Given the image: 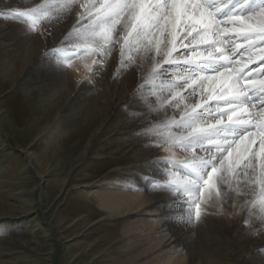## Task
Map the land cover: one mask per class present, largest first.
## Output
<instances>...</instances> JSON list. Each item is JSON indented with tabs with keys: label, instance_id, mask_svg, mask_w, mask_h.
<instances>
[{
	"label": "rangeland",
	"instance_id": "obj_1",
	"mask_svg": "<svg viewBox=\"0 0 264 264\" xmlns=\"http://www.w3.org/2000/svg\"><path fill=\"white\" fill-rule=\"evenodd\" d=\"M29 1L0 0V264H125L137 254L124 246L126 236L122 234L134 215L109 218L92 192L104 181L119 183L122 173L139 172L153 161V157H143L144 145L134 146L140 138H146L157 158H168L160 151L169 145L156 143L159 125L179 119L185 105L194 106L190 102L195 101L194 96L184 94L176 107L171 94L164 91L161 95L168 102L160 107L152 94L156 86L147 82V70L141 75L136 71L133 92L125 97L129 87L120 75H124L130 60H121L116 44L121 64L115 71L111 53L107 57L87 53L94 59L82 90L98 94L103 110L96 123L88 125L94 118L89 114L93 100L78 94L76 77L80 8L76 5L30 31L18 14L44 0ZM6 20L12 24L7 25ZM84 53L80 50L78 54ZM211 82H205L202 88ZM184 86L178 84L175 89ZM212 101L210 106H216ZM129 118L136 125L133 133L126 134ZM57 121L60 135L51 136L50 128ZM161 164L155 165L159 168ZM220 190L223 195L219 202H224V211L228 209L232 232L223 233L217 220L212 221L214 225L202 219L186 226L189 238L185 251L191 252L192 264H239L237 259L243 247L249 248L248 241L257 248L246 264H264V225L248 214L245 201L251 197L237 195L227 184H221Z\"/></svg>",
	"mask_w": 264,
	"mask_h": 264
},
{
	"label": "snow or ice",
	"instance_id": "obj_2",
	"mask_svg": "<svg viewBox=\"0 0 264 264\" xmlns=\"http://www.w3.org/2000/svg\"><path fill=\"white\" fill-rule=\"evenodd\" d=\"M76 5L83 11L78 13L81 46L75 54L82 50L107 57L119 44L122 61L126 55L130 61L132 54L151 55L149 79L159 89L152 94L160 107L168 102L164 91L179 107L184 97L173 90L180 82L191 81L193 91H203L205 82L215 85L221 77L219 87L207 89L215 113L207 103L185 105L179 119L159 125L157 144L191 153L186 159H176L175 153L163 158L159 175L151 181L153 190L168 192L169 214L176 223H199L207 215L202 203L219 200L220 185L227 184L237 195L251 197L245 201L248 213L264 224V80L241 84L228 72L241 47L236 40L245 42L248 62L253 56L264 61V52L254 51L258 43L264 44V0H44L18 15L34 30ZM171 68L183 71L172 80L161 79ZM258 74L264 75V68Z\"/></svg>",
	"mask_w": 264,
	"mask_h": 264
},
{
	"label": "bare ground",
	"instance_id": "obj_3",
	"mask_svg": "<svg viewBox=\"0 0 264 264\" xmlns=\"http://www.w3.org/2000/svg\"><path fill=\"white\" fill-rule=\"evenodd\" d=\"M31 1H29V2H31ZM84 2H86V0H79V3H84ZM33 4H34V1H33ZM31 5H28V6L31 7ZM82 11H83V9L80 8L79 12H82ZM82 23H84V22H82ZM6 24L11 25L12 22H10L9 20H6ZM20 25H22V24H20ZM20 25L18 24L19 27H21ZM39 26H40V24L37 25V27H39ZM26 27L28 28V30L33 31L30 28V26H26ZM79 27H80V25L78 26V28ZM24 29H25V27H24ZM26 36H27V34H26ZM31 38H32V36H31ZM79 40H81L80 36H79ZM235 43L241 45V47L238 49L237 53L235 54L236 57H235V55L233 56V63H232V66L228 69V72L230 73L231 70H234L236 68L242 69V70L244 69L245 75L243 77L246 76L248 80L251 79L247 84H259L262 80H264V75L258 74L260 72V70L262 68H264V61H260L255 56H253V62H251V63L248 62L249 53L246 52L243 48V45L245 42L243 40H236ZM118 47L119 46H117V47L113 46L112 51H111V56L114 60L113 63L115 64V67L113 68L114 71H115V68H118L119 65L121 64V63H119L120 55L117 56V54H116V52H117L116 49ZM32 50H33V48H32ZM34 50H35V48H34ZM254 51L256 53L264 52V44L258 43L257 47L254 49ZM139 54H137V55L133 54L134 60L128 61V66L127 67L125 66L127 68V70L124 71L125 73L123 72L124 73L123 76L120 75V77H122L121 78L122 83L124 85H126V87L127 86L129 87L128 92H126L125 97H127L130 92H133V89L135 87V79L137 77L136 71H139L138 74L141 75L142 73L146 72L147 70L151 71V69H152L153 61H152L151 55L145 57L143 55V53H139ZM31 56H33V55H31ZM93 59H94L93 54H87V53H84L81 55L77 54V70H76L77 75H76V77L78 79L77 82L80 83L79 84L80 88H78L79 86L76 87L80 90V91L78 90V94H80L81 96L87 95V96H89L88 97L89 99L93 100L89 114L91 115V118L92 117H94V118L90 119V121L88 122V125L94 124V122L96 123V120L98 119L97 117L99 115L100 116L103 115V110L101 108L100 103L98 102V94H93V93H90V91L86 92V91L82 90V85H83L82 82H84V80H86V78L89 75L88 70H89V66L91 65V62L93 61ZM157 59H159V58H157ZM24 61H26V60H24ZM245 65H246V67H245ZM76 71H74V72H76ZM177 71L181 72L180 69H176V68L169 69V74H166L164 79L165 80L174 79L175 78L174 74ZM50 72H51V70H50ZM239 72H241V71H239ZM74 74H76V73H74ZM66 75H69V74H66ZM90 79H91V77H90ZM234 79H237V77L235 75H234ZM73 81L75 82V80H73ZM149 81H150V79L148 76L147 82H149ZM220 81H221V77L217 76V82L213 86H216L215 88L219 87ZM70 83H72V82H70ZM84 83H86V82H84ZM178 84H183V83L180 82ZM211 84H212V82H211ZM209 85L210 84L204 86L203 90H205V91L204 92L201 91V93L197 89L195 91H193L194 85L190 82L188 85H185L183 88H177L174 91L180 92V94L182 96L184 94L185 95H187V94L193 95L195 101H190L193 105L207 103L208 106L211 108V110L215 113L216 106H210V104H213V101L209 99L210 93L207 91V89L209 88ZM72 90H73V88H72ZM158 90H159L158 87H156V88H154V90H152V93L157 92ZM116 92H117V90H116ZM142 93L146 94L147 92L143 91ZM114 94H115V91L113 89L112 96ZM211 95H213V93H211ZM154 96L157 99V96L156 95H154ZM123 97L120 99V102L125 99V97L124 98ZM51 100H53V99H51ZM116 102H117V100L115 101V105H117ZM160 115H162V114L160 113ZM133 121H134V119L130 120V118H129V120H126V122H127L126 127H128L129 129L125 130L124 133H126V134L133 133V131L135 129H132V127H134L136 125V123H134ZM208 122L212 123L214 121L209 120ZM101 125H103V123L100 124V126L98 127L99 130H100ZM48 128H50V127H48ZM50 129L51 130H50L49 134L51 136H53V134L58 135L59 134L58 130H61L60 124L58 123V121ZM157 135H158V133H157ZM160 140H161V138L158 135V137L156 138V141H160ZM139 141H140V143L138 142V143L134 144V146L135 145L136 146L141 145V147H142V145H144V147H145L144 151L145 152L143 153V157L145 159L153 157L154 158L153 160H155L157 158L156 151H154L155 153L152 154L153 147L151 148L149 144H146L147 143L146 138H140ZM77 145H80L79 142ZM256 147H258V145H256ZM132 148H133V146H132ZM179 151H181V154L178 153ZM160 153L164 156H167V157H171L172 154L175 153V158L176 157L177 158L182 157L183 159H186L189 155H191L189 152L184 151L182 148L176 147V146L175 147L174 146H172V147L167 146L164 148L162 147ZM185 156H187V157H185ZM137 158H138V156H137ZM160 162H163V158H161ZM147 165H148L147 167H143L142 169L140 168L141 170L139 172L138 171L136 172L134 170L133 171L127 170L126 172L122 173L120 176L119 183H113L111 181H106V182L104 181L103 183L99 184V186L97 187V189L95 191L92 192V198L96 199L101 210L105 211L109 218L112 216L118 217V216H122V215L124 216V215H129V214L134 215L132 223H130L127 226V228H124L122 234H123V236H126L124 246H126L128 249H130L129 251L131 253H137V254L132 259L129 258V260H127L125 262V264L128 262H129V264H192L193 258H192L191 252H188V250L185 251L186 250L185 243L187 242V238H189L187 235L188 232L186 231L185 225L177 224L176 221L173 219V217L169 214L170 213V209H169L170 201L167 199L168 192L157 191V190L152 189V185H151L152 178L159 175V168L160 167L158 168V166H156L155 164H152V165L147 164ZM131 180H133V181H131ZM222 204L219 202V200H216V199H212V200L208 201L207 203H202V208L205 209L206 213H207V215L203 219L205 221H207L208 223H213V225H214L215 221L217 220V222L219 221V223H221L220 225L222 227V231L224 230L223 233H227V232L231 233L232 230L229 229L230 228V226H229L230 221L227 218V215H228L227 210L228 209L224 211V209L222 208L223 206L221 207ZM233 213H230V214H233ZM246 217L247 216L245 215V218ZM213 220H215V221L212 222ZM219 223H217L216 225H218ZM211 227H212V225H211ZM211 229L213 230V228H211ZM235 229H236V227H235ZM248 244H249V248L243 247L242 253L239 255V257L237 259V262L239 264L240 263L246 264L249 261V258H252L255 254L254 252L257 248V245L255 246V243H252L251 241H248ZM245 245L247 246V244H245ZM143 256H144V259H143ZM254 261H256V260H254Z\"/></svg>",
	"mask_w": 264,
	"mask_h": 264
}]
</instances>
